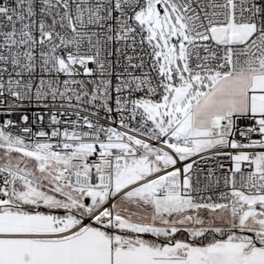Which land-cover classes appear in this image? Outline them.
Returning <instances> with one entry per match:
<instances>
[{
	"label": "snow or ice",
	"instance_id": "6c2138e0",
	"mask_svg": "<svg viewBox=\"0 0 264 264\" xmlns=\"http://www.w3.org/2000/svg\"><path fill=\"white\" fill-rule=\"evenodd\" d=\"M0 264H264V0H0Z\"/></svg>",
	"mask_w": 264,
	"mask_h": 264
},
{
	"label": "built area",
	"instance_id": "2783aa9c",
	"mask_svg": "<svg viewBox=\"0 0 264 264\" xmlns=\"http://www.w3.org/2000/svg\"><path fill=\"white\" fill-rule=\"evenodd\" d=\"M203 166V165H202ZM206 167V166H205Z\"/></svg>",
	"mask_w": 264,
	"mask_h": 264
}]
</instances>
